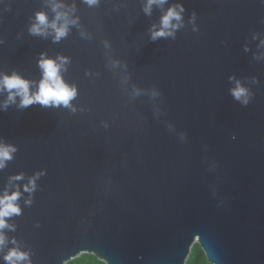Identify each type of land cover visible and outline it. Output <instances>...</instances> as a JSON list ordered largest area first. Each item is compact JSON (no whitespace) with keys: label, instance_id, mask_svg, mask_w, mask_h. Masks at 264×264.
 I'll use <instances>...</instances> for the list:
<instances>
[{"label":"water","instance_id":"95a60500","mask_svg":"<svg viewBox=\"0 0 264 264\" xmlns=\"http://www.w3.org/2000/svg\"><path fill=\"white\" fill-rule=\"evenodd\" d=\"M65 2L80 24L54 42L28 31L38 10L53 17L49 0H0V72L38 82L40 53L65 55L78 88L72 107L0 108V139L17 148L0 191L41 173L8 237L33 264L82 250L107 264H186L196 242L211 264H264V0H168L151 15L146 0ZM177 2L182 26L152 40ZM237 80L247 104L231 93Z\"/></svg>","mask_w":264,"mask_h":264},{"label":"clouds","instance_id":"9594fccd","mask_svg":"<svg viewBox=\"0 0 264 264\" xmlns=\"http://www.w3.org/2000/svg\"><path fill=\"white\" fill-rule=\"evenodd\" d=\"M168 0H146L143 11L146 15H151L153 5L163 9ZM83 3L89 8L99 6L101 0H83ZM53 17L49 19L48 14L43 10H38L28 27L32 35L51 36L54 42H59L65 38L71 27L79 26L80 17L76 14L75 3L68 4L65 0H49ZM184 5L180 2L170 5L160 17L159 24H153L150 28L151 39L156 40L160 37L174 36L178 28L183 23ZM195 13H193V19ZM84 36L86 33L81 32ZM107 41L105 46L107 47ZM264 45V40H261ZM70 58L58 54L56 57L49 56L46 52H41L37 61L41 71L39 81H31L16 71L11 73L0 72V92H7L6 99L0 103V108L6 109L9 104L15 103L19 98L18 106L21 108L28 107L34 103L42 106H61L72 107L71 101L78 95V88L75 84L68 83L63 76ZM118 64L119 62H115ZM137 90V94H138ZM233 97L240 102L247 104L249 100L248 89L236 81L235 86L231 89ZM73 110H75L73 108ZM17 151L15 145L7 143L0 139V169L6 167L7 162L13 159ZM41 175L37 172L29 177L27 182L21 186L15 185L10 187L6 185L0 191V264H33L30 251L21 248L15 237H8L6 230H14L15 225L9 222L13 216L22 214V208L19 199L23 192L30 195L36 189V180ZM23 173H17L9 177V181L23 180ZM30 204L31 198L25 201ZM11 244L10 247L8 245ZM6 249V250H5ZM85 250L69 256L63 261V264H78L79 257ZM97 264H107L106 261L98 259Z\"/></svg>","mask_w":264,"mask_h":264},{"label":"trees","instance_id":"16d2710c","mask_svg":"<svg viewBox=\"0 0 264 264\" xmlns=\"http://www.w3.org/2000/svg\"><path fill=\"white\" fill-rule=\"evenodd\" d=\"M99 258L90 253H84L79 257L78 264H97ZM186 264H211L207 260V256L199 246L194 245L191 254L189 255Z\"/></svg>","mask_w":264,"mask_h":264},{"label":"rangeland","instance_id":"374dc122","mask_svg":"<svg viewBox=\"0 0 264 264\" xmlns=\"http://www.w3.org/2000/svg\"><path fill=\"white\" fill-rule=\"evenodd\" d=\"M194 245L199 246V248H200L201 250H203L202 247L200 246V244H199L198 242H196Z\"/></svg>","mask_w":264,"mask_h":264}]
</instances>
